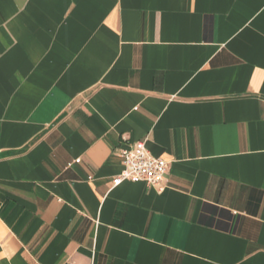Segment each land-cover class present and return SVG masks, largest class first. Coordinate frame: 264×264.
I'll list each match as a JSON object with an SVG mask.
<instances>
[{"label":"crops","instance_id":"obj_1","mask_svg":"<svg viewBox=\"0 0 264 264\" xmlns=\"http://www.w3.org/2000/svg\"><path fill=\"white\" fill-rule=\"evenodd\" d=\"M0 264H264V0H0Z\"/></svg>","mask_w":264,"mask_h":264},{"label":"built area","instance_id":"obj_2","mask_svg":"<svg viewBox=\"0 0 264 264\" xmlns=\"http://www.w3.org/2000/svg\"><path fill=\"white\" fill-rule=\"evenodd\" d=\"M123 169L114 177L113 186L121 184L125 180L138 182L145 181L149 185L162 191L167 187V174L170 162L151 153L145 140L132 143L120 151ZM77 158L75 162H80Z\"/></svg>","mask_w":264,"mask_h":264}]
</instances>
